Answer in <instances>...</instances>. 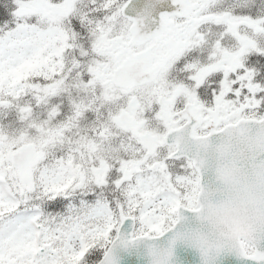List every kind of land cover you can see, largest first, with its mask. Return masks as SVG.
<instances>
[{
	"label": "snow or ice",
	"instance_id": "6c2138e0",
	"mask_svg": "<svg viewBox=\"0 0 264 264\" xmlns=\"http://www.w3.org/2000/svg\"><path fill=\"white\" fill-rule=\"evenodd\" d=\"M0 264H264V0H0Z\"/></svg>",
	"mask_w": 264,
	"mask_h": 264
}]
</instances>
